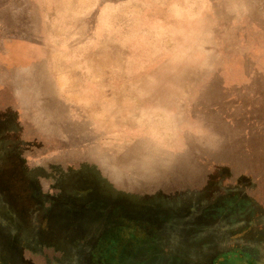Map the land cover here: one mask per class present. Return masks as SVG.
Masks as SVG:
<instances>
[{"label": "rangeland", "instance_id": "374dc122", "mask_svg": "<svg viewBox=\"0 0 264 264\" xmlns=\"http://www.w3.org/2000/svg\"><path fill=\"white\" fill-rule=\"evenodd\" d=\"M37 5L47 65L28 64L27 1L0 0V264L230 262L264 227V25L199 33L182 0ZM108 13L127 54L99 64L72 44L103 41Z\"/></svg>", "mask_w": 264, "mask_h": 264}, {"label": "crops", "instance_id": "0c3cea01", "mask_svg": "<svg viewBox=\"0 0 264 264\" xmlns=\"http://www.w3.org/2000/svg\"><path fill=\"white\" fill-rule=\"evenodd\" d=\"M27 1L28 4V13L23 18L24 25L27 26L25 30V38L22 40L23 45L29 48L30 60L28 64L30 65H47L50 63V60L47 56V45L45 41L43 42L41 36L35 31L34 28L42 25V17L40 8L37 5V0H23V2ZM75 1H85L86 6V15L89 17L90 13L93 10H89L88 2L89 0H75ZM109 2L111 0H108ZM113 1H123V0H113ZM154 1H162V0H154ZM164 1V0H163ZM209 2V3H208ZM229 2V4H227ZM225 7V8H224ZM67 8H71L68 6ZM182 12L181 14L187 19L185 22L191 23L190 17L193 16V22H198L200 28L195 30L199 33L207 34L216 32L217 28H215L218 23L220 26L224 21L223 17H229L233 22L241 21L245 23L246 21L252 23V25H264V0H182L181 5ZM225 11L226 13H224ZM108 25H105L103 41L101 42H85L84 38L87 36L80 37V41H77L75 45L72 44L73 47H77L78 52L82 55L85 50L87 51L86 56L90 58L92 62H96L99 64H105V61H110L114 59V54L111 52V49H124V55L126 53V44L123 42L112 41V26L110 24V13H108ZM122 13L121 10L118 11V17L121 18ZM68 18L70 16H67ZM188 17V18H187ZM207 17L211 18V21L208 22ZM257 18V20H255ZM262 19L261 21L259 19ZM91 19V18H90ZM214 20V22H213ZM213 28H212V24ZM216 23V24H215ZM16 23L8 21V26H6V31L13 32L16 30ZM209 28H206L208 27ZM120 28V27H119ZM89 30V29H88ZM120 30V29H119ZM118 30V32H120ZM258 31H264L259 30ZM75 33V31H72ZM88 33V32H87ZM30 34L31 36L27 37ZM76 38V37H75ZM114 38V37H113ZM82 40V41H81ZM205 43L206 35L202 39ZM21 43V42H20ZM204 50V60H198L196 62L207 64L206 60V46L202 47ZM117 54V53H116ZM86 58V59H87ZM120 62L123 58H119ZM195 62V63H196ZM35 75V74H34ZM104 75V74H101ZM264 91V90H262ZM264 98V92H261L260 95ZM62 97V96H61ZM262 100L261 105H255L258 107H264V99ZM66 107V106H65ZM256 108V109H257ZM264 226V224H262ZM246 243H239L237 247L233 248L234 250L228 252L229 257H231L230 262H226L225 264H264V227L261 230H255L251 234L246 235ZM241 245V246H240ZM228 257V256H227Z\"/></svg>", "mask_w": 264, "mask_h": 264}, {"label": "trees", "instance_id": "16d2710c", "mask_svg": "<svg viewBox=\"0 0 264 264\" xmlns=\"http://www.w3.org/2000/svg\"><path fill=\"white\" fill-rule=\"evenodd\" d=\"M1 33V32H0ZM1 34H0V38H1ZM12 41V40H11ZM20 41V40H19ZM19 41H17V42H19ZM1 44V43H0ZM8 44H10V42L8 43ZM1 47V46H0ZM7 48L8 49H10L9 48V45H7ZM11 63V62H10ZM9 63V64H10ZM7 64H8V62H7ZM11 65V64H10ZM0 67L2 68V69H5L7 66L6 65H4L2 62H0ZM1 79V78H0ZM32 79V82L34 81V78H31ZM0 89H2V88H7L8 90L10 89V90H14L13 89V87L11 86V84H9L8 82H5V83H3L2 82V80H0ZM9 90V91H10ZM21 118V117H20ZM20 118L18 117V121H21L20 120ZM21 124V123H20ZM21 125H23V124H21ZM24 127L25 126H28V125H26V123H25V125H23ZM28 128V127H27ZM28 140H29V142L31 143V144H35V145H38V144H40V145H42V143H41V141H40V139H39V137H34V136H29L28 138H27ZM50 166V165H49ZM48 166V167H49ZM65 166L66 167H63V166H59V168H72V167H74L73 165H69V164H65ZM58 168V169H59ZM36 169H38V168H36ZM57 169V170H58ZM38 170H40V169H38ZM56 170V171H57ZM55 171V172H56ZM52 173H54V171H52L49 175H47L46 174V177H45V179H46V181H48V183L50 182V185H54V186H58V185H61L62 186V189H64L63 190V192L61 191V193H60V195H62L63 196V194H67V195H69L68 194V192H67V189L64 187L65 186V181H66V179H63L62 177H57L56 175H54V174H52ZM54 175V176H53ZM75 178H79V177H75ZM86 177L85 176H82L81 178H80V181H82V180H84ZM77 180H79V179H77ZM65 182V183H64ZM95 184V183H94ZM98 185V184H97ZM96 185V188L95 189H99L98 187L99 186H101V185H99V186H97ZM92 189V188H91ZM93 190H94V188H93ZM88 191H92V190H88ZM60 195H58V197H60ZM62 198H64L63 200L64 201H66V202H68V203H72V201L70 200L71 198L73 199L74 197H71L70 199H65V197H62Z\"/></svg>", "mask_w": 264, "mask_h": 264}]
</instances>
